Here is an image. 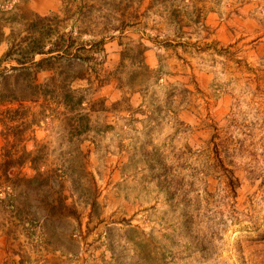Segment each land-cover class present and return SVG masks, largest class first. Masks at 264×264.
Instances as JSON below:
<instances>
[{
    "label": "rangeland",
    "instance_id": "obj_1",
    "mask_svg": "<svg viewBox=\"0 0 264 264\" xmlns=\"http://www.w3.org/2000/svg\"><path fill=\"white\" fill-rule=\"evenodd\" d=\"M56 2L0 9L68 47L0 105V264H264V0Z\"/></svg>",
    "mask_w": 264,
    "mask_h": 264
},
{
    "label": "trees",
    "instance_id": "obj_2",
    "mask_svg": "<svg viewBox=\"0 0 264 264\" xmlns=\"http://www.w3.org/2000/svg\"><path fill=\"white\" fill-rule=\"evenodd\" d=\"M34 16L40 24L49 20L48 16L42 17L36 14ZM16 18V15L11 16L5 19L6 24H0V44L6 40L4 27L16 23ZM2 21H4V18H0V23ZM12 36L13 34L11 31V34L7 38L10 47L4 56V60L11 61L14 64H12L9 69L5 68L3 71H0V105L19 103L20 106L22 105L21 108H23V104L28 101L39 102L42 98H47L54 94L53 91L49 92L46 89V84L40 82L39 75L44 71L51 70V68L45 66L46 62L68 54V47L57 46L47 49L45 46L46 41L51 39L52 35L47 28H42L40 26L36 28L35 24L33 28L31 27L28 29L27 36L19 40L18 43L13 44L11 41V38H13ZM16 54L20 56H15ZM37 56L43 58L37 60ZM0 62H2V60ZM20 79L26 82V90L32 91V99L28 96L20 95L22 92V89H19ZM11 81L12 87L9 88L8 86ZM66 97H68V99L72 98L70 95ZM17 112L18 111L13 110L6 111L9 115L17 114ZM11 118L12 117H10V119Z\"/></svg>",
    "mask_w": 264,
    "mask_h": 264
},
{
    "label": "crops",
    "instance_id": "obj_3",
    "mask_svg": "<svg viewBox=\"0 0 264 264\" xmlns=\"http://www.w3.org/2000/svg\"><path fill=\"white\" fill-rule=\"evenodd\" d=\"M47 1H49L51 5H49L48 7H45L44 5L40 3L39 0H30V7H32V9L38 13H50L52 11H55L57 9L56 0H47ZM11 26L12 25H7L6 27H4V31L6 34V40L0 44V56H5L10 47V44L7 38H8L9 33H11L13 29Z\"/></svg>",
    "mask_w": 264,
    "mask_h": 264
},
{
    "label": "built area",
    "instance_id": "obj_4",
    "mask_svg": "<svg viewBox=\"0 0 264 264\" xmlns=\"http://www.w3.org/2000/svg\"><path fill=\"white\" fill-rule=\"evenodd\" d=\"M11 0H0V9L2 11L9 10L11 8Z\"/></svg>",
    "mask_w": 264,
    "mask_h": 264
}]
</instances>
